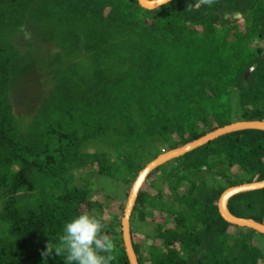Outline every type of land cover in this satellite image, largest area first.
Listing matches in <instances>:
<instances>
[{
    "label": "trees",
    "instance_id": "obj_1",
    "mask_svg": "<svg viewBox=\"0 0 264 264\" xmlns=\"http://www.w3.org/2000/svg\"><path fill=\"white\" fill-rule=\"evenodd\" d=\"M233 1L146 10L137 0H0V264H64L66 253H41L84 211L103 218L111 264H129L120 218L130 191L105 208L88 180L125 171L131 190L155 159L234 123L264 122V0ZM22 33L72 51L81 42L101 66L89 86L64 78L52 87L29 127L14 113L33 99L38 66L17 47ZM238 157L254 181L228 178ZM258 182L262 131L220 136L152 169L129 220L149 229L138 233L151 242L143 245L130 231L137 264H264V235L225 222L217 208L227 190ZM226 209L264 226V188L231 196Z\"/></svg>",
    "mask_w": 264,
    "mask_h": 264
},
{
    "label": "rangeland",
    "instance_id": "obj_2",
    "mask_svg": "<svg viewBox=\"0 0 264 264\" xmlns=\"http://www.w3.org/2000/svg\"><path fill=\"white\" fill-rule=\"evenodd\" d=\"M234 2H236V0L233 1V4ZM46 30H48V34H53L56 28L52 23H48ZM48 37H46L47 39H44L42 43H39L38 40L31 41L29 35L26 33L18 34L14 38L20 52L24 54L25 60H33L36 62V65H38L35 73L32 75L33 82L27 86L28 91H30V89L35 90L32 94L33 99L31 102H28L30 103L29 105H26V102L23 101L25 97L20 104L16 103L17 105L14 106V113L17 116L16 119L20 127H29L33 121V117L37 116L38 112H40L43 99L47 96V93L52 87L55 88L60 84L64 78L76 81L80 87L89 86L95 81L96 73L101 68L100 65L95 63L94 55L83 48V43L80 42L78 45L79 48L76 51H72L70 45L62 46L58 39L48 44ZM27 45L29 48L26 47ZM31 46L32 48H30ZM52 75H54L53 78ZM236 116H238V114H236ZM90 148L91 151H93V148ZM148 152L149 155L145 159H149L151 155L153 157V150L147 149L146 153ZM238 162L239 164H237V161L232 164L233 168H229L228 165H225V168H229V170L234 169L228 174V178L233 181L241 180V182L244 180L254 181L257 177L256 174L250 169L244 168L242 163H240V158ZM129 177V173L122 171L116 173L113 178L94 177L93 180H88V182L85 180V182H87L86 185L89 184L90 188L93 187V190L99 192L100 198H102V196H107L105 200L108 201L104 204L106 208L112 204L126 202L125 195L130 191V188L126 189L125 180ZM131 179L132 178H130V180ZM147 191L149 192L150 189ZM96 194L98 195V193ZM147 221L155 223L159 221V218L155 216ZM129 227L135 235H133V240L135 238V241H137V243H142V245L151 244L150 241L142 240V238L138 236L140 232H149L145 224L142 225L139 222L138 224H133L130 222Z\"/></svg>",
    "mask_w": 264,
    "mask_h": 264
},
{
    "label": "water",
    "instance_id": "obj_3",
    "mask_svg": "<svg viewBox=\"0 0 264 264\" xmlns=\"http://www.w3.org/2000/svg\"><path fill=\"white\" fill-rule=\"evenodd\" d=\"M138 4L140 5V7H142L143 9L146 10H153L156 9L157 7L168 3L172 0H137ZM241 16L240 14L237 15L236 17L234 16V19H240ZM255 68V65H253L244 75L243 80L246 81L249 74L253 71V69ZM262 131L264 132V122L261 121H252V122H237L234 123L232 125L223 127L219 130H216L214 132H211L210 134L204 136L203 138L191 143L190 145L186 146V147H182L178 150H175L172 153H168L164 156H161L157 159H155L153 162H151L149 165H147L145 167V169H143V171L140 173V175L138 176V178L136 179L135 183L133 184L129 195H128V200L126 202L125 205V209H124V213L123 216L120 220V231H121V235H122V241H123V247H124V251L128 260L129 264H137L135 255L133 253L132 250V244H131V239H130V227H129V220H130V215L132 212V207L134 205L135 202V198L136 195L138 193V190L142 184V182L144 181L145 177L149 174V172L154 169L155 167H157L158 165L167 162L169 160H172L174 158L180 157L183 154L192 151L193 149H196L202 145H204L205 143H208L211 140H214L220 136L226 135V134H230V133H234V132H239V131ZM264 188V182H258V183H251L248 185H243L240 187H235V188H231L229 190H227L226 192H224L219 200H218V212L220 214V216L222 217V219L232 225L238 226V227H245L248 229H251L259 234H263L264 235V226H261L251 220H244L241 218H234L233 216H231L227 209H226V202L227 200L238 193L241 192H246V191H253V190H258V189H263Z\"/></svg>",
    "mask_w": 264,
    "mask_h": 264
},
{
    "label": "clouds",
    "instance_id": "obj_4",
    "mask_svg": "<svg viewBox=\"0 0 264 264\" xmlns=\"http://www.w3.org/2000/svg\"><path fill=\"white\" fill-rule=\"evenodd\" d=\"M214 3L215 0H198L197 6H211ZM237 15L239 14L234 16ZM104 228L103 218L99 214L81 212L65 223L57 245L47 243L41 255L48 257L54 252L59 257L66 253L64 264H111L115 259L113 255L115 246L105 234Z\"/></svg>",
    "mask_w": 264,
    "mask_h": 264
}]
</instances>
